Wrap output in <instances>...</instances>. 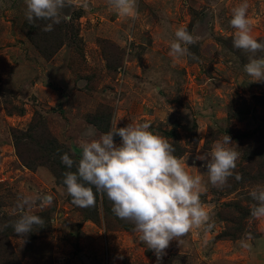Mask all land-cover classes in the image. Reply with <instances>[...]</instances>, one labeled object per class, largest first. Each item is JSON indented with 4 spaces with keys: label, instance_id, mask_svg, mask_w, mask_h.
Masks as SVG:
<instances>
[{
    "label": "rangeland",
    "instance_id": "1",
    "mask_svg": "<svg viewBox=\"0 0 264 264\" xmlns=\"http://www.w3.org/2000/svg\"><path fill=\"white\" fill-rule=\"evenodd\" d=\"M244 2L137 0L132 18L108 0H74L63 10L70 19L45 32L46 22L26 19L24 0H0V264H264V218L250 215L256 202L249 195L264 187V91L244 71L252 54L233 46L229 23ZM246 2L252 35L264 43V0ZM28 24L47 53L59 49L46 57L26 36ZM179 27L196 43L186 46L190 54L173 58L170 42ZM131 122L150 124L201 176L200 199L210 213V227L171 241L159 262L140 234L111 214L112 205L106 216L101 195L95 223L50 169L25 166L14 144L15 136L28 142L22 151L33 157L44 145L39 139L49 137L79 160L82 139ZM89 130L94 137L85 136ZM226 134L240 155L227 185L217 188L195 157ZM37 194L53 197L51 205L30 210L47 230L34 226L20 237L10 226L19 198Z\"/></svg>",
    "mask_w": 264,
    "mask_h": 264
},
{
    "label": "clouds",
    "instance_id": "2",
    "mask_svg": "<svg viewBox=\"0 0 264 264\" xmlns=\"http://www.w3.org/2000/svg\"><path fill=\"white\" fill-rule=\"evenodd\" d=\"M24 4L28 22L44 21L42 30L49 32L54 25L70 19L63 10L74 6V0H24ZM108 4L121 16L134 18L137 15V0H108ZM248 8L246 0L234 7L229 23L236 29L233 46L252 54L244 71L253 82H259L264 81V56L257 58L255 54L264 52V43L252 35ZM174 37L169 55L178 58L190 54L186 46L195 44L196 38L184 27L177 28ZM85 136L95 134L89 130ZM116 136L120 137L119 143L115 141ZM232 143L226 134L222 140L215 141L209 151H198L195 157L204 162L208 180L214 187L226 186L237 167L240 154ZM80 148L82 155L78 161L68 153L60 157L69 169L63 173V184L72 203L91 207L95 204L96 192L105 193L112 202L113 213L134 225L139 239L154 251L158 262L171 241L180 243L191 230L208 225L210 213L200 199L201 176L192 175L187 163L174 155L173 145L151 131L147 122H131L125 127H117L116 123L98 138L82 139ZM73 167L76 172L71 171ZM235 179L240 181L242 177L236 173ZM249 195L256 202L250 215L264 218V187H254ZM52 202L53 197L48 194L21 196L17 204L18 218L10 225L14 232L25 237L34 226L42 227L44 220L30 210ZM240 246L249 247L244 239Z\"/></svg>",
    "mask_w": 264,
    "mask_h": 264
},
{
    "label": "trees",
    "instance_id": "3",
    "mask_svg": "<svg viewBox=\"0 0 264 264\" xmlns=\"http://www.w3.org/2000/svg\"><path fill=\"white\" fill-rule=\"evenodd\" d=\"M31 25L28 24L26 26V36L29 38V40L37 46V48L44 53V49L39 46V44L37 43V40L35 39V28H31ZM59 49V48H58ZM57 49V50H58ZM57 50H52L50 53H46L44 54L46 57H48L50 54L54 53ZM25 134V133H24ZM26 141H29V144L35 143L36 139L35 137L32 135L31 138L29 139L28 137L25 138ZM39 142H43L44 145H42V147H37V150H33V157H27L25 156L24 152L22 151V148L24 146L28 145V142H24L21 139H19L17 136H15L14 139V144L16 147V151L18 154V157L21 159V161L24 163L25 166H27L29 169H35L37 166H45L48 169L51 170V172L54 174V176L56 177V179L58 180V182L60 184H63V173L66 171H69V169L66 167V165H64L61 162V155L64 153H68L70 158H73L72 155L70 154V152L64 148L63 146L58 145V143H56V140L54 139H49V137L47 138H41L39 139ZM76 160V159H75ZM78 161V160H76ZM72 172H76V168L73 167L71 169ZM64 185V184H63ZM95 191V189H94ZM99 195H101V197L103 198V204H104V213L106 214V216H111V214L113 215V211L111 212V214H109V206L112 205V202L108 199L107 195L103 192H96V196H95V204L91 207H78L76 205H74L72 203V198L69 195V200L70 202L80 211L82 212V214L92 220L95 223L99 222V212H98V201H99ZM115 215V214H114ZM115 217L117 219H119V223L122 224V227L125 228V230H133L134 229V225L131 222H128L126 220L120 219L118 218L116 215ZM121 220V221H120ZM46 223V222H44ZM35 227H40V226H35ZM47 230V226L46 224H43L42 227L38 228L37 231H42V232H46Z\"/></svg>",
    "mask_w": 264,
    "mask_h": 264
},
{
    "label": "crops",
    "instance_id": "4",
    "mask_svg": "<svg viewBox=\"0 0 264 264\" xmlns=\"http://www.w3.org/2000/svg\"><path fill=\"white\" fill-rule=\"evenodd\" d=\"M258 83L262 86V89H263V91H264V87H263V85L261 84V82L259 81Z\"/></svg>",
    "mask_w": 264,
    "mask_h": 264
}]
</instances>
